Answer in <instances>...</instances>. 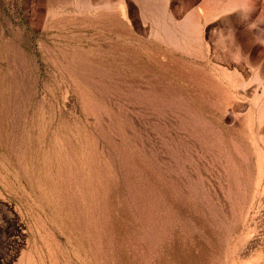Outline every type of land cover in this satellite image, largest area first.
<instances>
[{"label": "rangeland", "instance_id": "rangeland-1", "mask_svg": "<svg viewBox=\"0 0 264 264\" xmlns=\"http://www.w3.org/2000/svg\"><path fill=\"white\" fill-rule=\"evenodd\" d=\"M263 152L264 0H0V264H264Z\"/></svg>", "mask_w": 264, "mask_h": 264}, {"label": "bare ground", "instance_id": "bare-ground-1", "mask_svg": "<svg viewBox=\"0 0 264 264\" xmlns=\"http://www.w3.org/2000/svg\"><path fill=\"white\" fill-rule=\"evenodd\" d=\"M260 93H261V92H260ZM260 100H261V99H260ZM261 126H262V125H261ZM261 129H262V128H261ZM262 137H263V135H262ZM260 153H261V152H260ZM263 153H264V152H263ZM260 160H262V158H260ZM263 161H264V160H263ZM258 163H261V162H258ZM258 165H259V164H258ZM261 167H262V166H261ZM261 167H260V170H261ZM259 172H260V171H259ZM259 172H258V174L261 173V172H260V173H259ZM261 175H262V174H261ZM258 176H259V175H258ZM261 180H262V179H261ZM258 181H260L259 178H258ZM263 181H264V180H263ZM260 182H261V181H260ZM257 183H258V182H257ZM261 186H262V185H261ZM263 191H264V190H263ZM260 216H261V215H260ZM263 217H264V216H263ZM34 219H35V218H34ZM260 219H261V218H260ZM31 220H32V219H31ZM34 221H35V220H34ZM31 227H32V225H31ZM42 230H43V229H42ZM33 231H34V229H33ZM37 231H38V230H37ZM29 232H30V231H29ZM39 232H40V231H39ZM48 232H49V231H48ZM45 233H46V232H45ZM32 234H33V232H32ZM35 235H36V234H35ZM35 235H33V236H35ZM41 235H42V234H41ZM35 237H36V236H35ZM41 240H42V239H41ZM44 240H45V239H44ZM43 242L45 243V241H43ZM35 243H36V242H35ZM32 245H34V244H32ZM43 245H44V244H43ZM45 248H46V247H45ZM42 250H43V249H42ZM40 252H41V251H40ZM46 253H47V252H46ZM48 255H49V254H48ZM43 257H44V256H43ZM46 257H47V256H46ZM64 257H65V256H64Z\"/></svg>", "mask_w": 264, "mask_h": 264}]
</instances>
